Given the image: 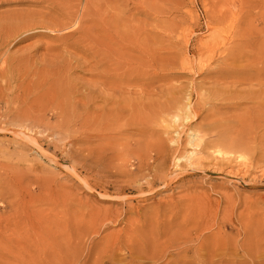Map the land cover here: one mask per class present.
Listing matches in <instances>:
<instances>
[{
	"label": "rangeland",
	"instance_id": "374dc122",
	"mask_svg": "<svg viewBox=\"0 0 264 264\" xmlns=\"http://www.w3.org/2000/svg\"><path fill=\"white\" fill-rule=\"evenodd\" d=\"M262 43L264 0H0V264H155L212 221L262 250L264 154L220 174L188 154L214 121L263 137Z\"/></svg>",
	"mask_w": 264,
	"mask_h": 264
},
{
	"label": "bare ground",
	"instance_id": "6f19581e",
	"mask_svg": "<svg viewBox=\"0 0 264 264\" xmlns=\"http://www.w3.org/2000/svg\"><path fill=\"white\" fill-rule=\"evenodd\" d=\"M250 48H252L251 51L254 52L257 56L253 59V62L256 64H263L264 63V43L260 44L259 46L250 47ZM244 53L245 52L243 50H240L239 53L237 54V57L244 58L245 57ZM203 63L202 65H204ZM252 65L255 68L257 67V65L256 66L254 64ZM248 70L249 69H247L246 71L248 72ZM257 107L260 113H262L261 111L264 112V103L261 104V102H257ZM255 110H257L256 107H255ZM183 113L185 114L186 120L188 121V119H190L189 114H187L186 111H183ZM179 116L180 114H177V117ZM218 123H219L218 121H214L211 123V126L208 131L206 130L205 132L193 133L189 136V145H191L192 149L188 152V154H190L191 158L198 156V158H196L198 162L197 161L196 163L192 162L191 165L199 169L200 168L206 169V168L211 167L213 172L219 173V174L223 172V168H224L223 166L225 164L234 165V163H237L238 166H244L246 168L253 167L254 161H251L244 165H242L239 162H242L246 159L244 158V153H247V152L251 154H255L258 151H261V153L264 154L263 152L264 151V135L263 137H258L257 132H256V129L261 127V125L259 124L260 120L256 118L254 119L253 122H250L251 124L249 123L246 128L242 130H234L232 131V134L226 132V129L224 128L225 125H219ZM257 125H260V126L257 127ZM134 128L132 130V135H139L141 137L145 135L146 133L145 127L135 126ZM155 134L156 132H153L150 136V139L144 138V140H150V142H143L142 145L140 146L137 145L135 148L134 154L141 161V166H140L141 169H147V168L149 169L153 167L154 162L156 161L154 160L153 162H149L148 157L150 156L153 159L154 155L163 151L164 146L160 139L159 140L155 139V136H156ZM259 139H260V143L262 144V147H261L262 149L259 148L258 146ZM171 141L175 143L174 138H172ZM205 158L209 161H202ZM263 163H264V160L262 164ZM258 167H260V164ZM232 169L233 168H229V170H227L229 174L233 172ZM240 169L239 170L237 169V170L240 171ZM191 201H192V198H191ZM203 222L204 221H202V224ZM198 223H196L195 225L194 224L191 225L190 223L189 224L183 223L180 226H181V230L183 229L184 232H180V234L178 235V238L175 236L176 240L173 241V244L172 242H170L168 246H166L169 240L171 239L173 240L172 237H170L171 239H168V241L165 240L166 243L163 242V244H161V245L166 244L165 248L166 247L170 248L172 246V249L174 246H184V244H188V247H190L189 246L190 244H194V245L197 244L198 245L197 247L194 246L188 249L185 248V250L183 251L180 250L181 252L179 251V253L173 256L172 259L169 258L170 259L169 262L164 263L162 262V260H164V258L166 257L168 253L167 251L169 250V248L164 249L161 246L162 248L160 247L161 248L160 250H162V252L158 250L159 251L158 255L160 256L157 257L158 260L156 259L157 262L155 264H264V243L261 244L262 250L260 248L252 249L250 246V243L247 242L249 241L250 238L242 239L244 241H242L241 243L239 241H235L237 239L234 240L233 238L225 237L224 235H222V233H218V234L224 237H221L220 235L219 236L216 235L215 238L213 237L214 239L210 241L212 236L207 237L205 234H203L205 229L207 228L209 229L210 227H213L216 229L219 228V230L222 231L223 229H227L228 225L222 224V223L219 224L216 221L208 222L207 224H204V225H201L200 223L199 224ZM189 225L192 227H189ZM195 228H196V233L192 234V231ZM262 237L264 239V236H261V234L258 236V238H260L261 240H262ZM254 238L255 237H253L252 240H254ZM257 239L255 238V241L260 242Z\"/></svg>",
	"mask_w": 264,
	"mask_h": 264
}]
</instances>
